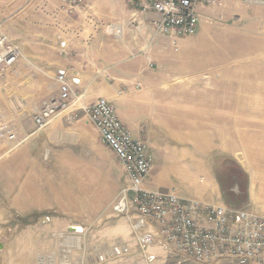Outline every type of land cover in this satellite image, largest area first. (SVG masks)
I'll return each mask as SVG.
<instances>
[{
  "label": "crops",
  "instance_id": "0c3cea01",
  "mask_svg": "<svg viewBox=\"0 0 264 264\" xmlns=\"http://www.w3.org/2000/svg\"><path fill=\"white\" fill-rule=\"evenodd\" d=\"M30 3L38 15L33 25L19 29L23 35L17 43L20 58L5 75L8 84L1 92L0 116L20 133L31 130L34 109L27 106V100L58 93L57 73L62 70L74 92L73 104L49 122L47 140L60 139L63 115L74 111L84 114V106L105 98L133 135L146 141L157 163L152 162L143 188L167 189L209 204L229 205V192L221 187L224 182L215 168L203 165L217 158L205 159L170 147L168 139L192 138L168 125L170 120L184 119L179 111L170 118L171 90L176 83L185 89L187 83L206 81L221 93L219 98L228 99L229 95H240L237 89L241 84L242 96L248 98L243 92L248 95L250 91L251 67H257L259 73L253 78L264 84V3L219 0L212 7L199 5L197 32L176 40L156 32V14L141 12L126 0H83L70 11L66 0ZM207 55L229 57V76L202 78V72L215 68L201 63ZM175 63L182 74L172 73ZM258 89L264 92V86ZM134 218L131 215L123 224L117 223L118 229L103 232L112 236L107 244H116L101 254V264H179L191 260L163 242L154 223L135 229ZM142 234L152 236L145 247L138 240Z\"/></svg>",
  "mask_w": 264,
  "mask_h": 264
},
{
  "label": "rangeland",
  "instance_id": "374dc122",
  "mask_svg": "<svg viewBox=\"0 0 264 264\" xmlns=\"http://www.w3.org/2000/svg\"><path fill=\"white\" fill-rule=\"evenodd\" d=\"M30 2L0 0V54L11 48L18 51L14 63L0 75V109L1 92L8 84L5 75L20 58L17 43L23 35L19 29L33 25L38 15ZM201 63L215 67L202 72V78L229 76V57L207 55ZM172 66V73L182 74L177 63ZM258 75V68L251 67L250 91L248 95L243 92L248 98L242 96L241 84L239 96L221 99L214 84L206 81L187 83L185 89L176 83L171 90L170 118L179 111L185 120H170L168 125L192 138L168 141L173 150L217 158L203 165L215 168L224 182L221 187L229 192V205L223 206L264 217V92L258 89L264 84L253 78ZM220 88L225 91L223 85ZM56 94L29 99L27 106L34 109V115L43 101ZM2 125L11 127L14 137L0 133V264H101V254L116 244H107L112 236L103 232L117 228L118 222L124 223L132 214L113 210L127 181L91 120L76 111L63 115L58 142L53 137L54 141L47 140V125L37 129L34 124L20 133L0 116ZM224 168L227 173L222 175Z\"/></svg>",
  "mask_w": 264,
  "mask_h": 264
},
{
  "label": "built area",
  "instance_id": "2783aa9c",
  "mask_svg": "<svg viewBox=\"0 0 264 264\" xmlns=\"http://www.w3.org/2000/svg\"><path fill=\"white\" fill-rule=\"evenodd\" d=\"M69 11L83 0H66ZM264 3V0H253ZM141 12L157 15V33L173 40L192 36L199 25L198 6H215L219 0H126ZM17 49L0 54V75L17 58ZM58 93L43 101L34 113L37 129L45 127L59 112L73 104L74 92L64 71L57 73ZM101 141L120 163L127 184L117 194L113 210L135 215L133 227L141 230L146 222L154 223L163 242L179 255L200 264H264V217L250 211L213 205L173 191L147 190L143 183L152 169L153 157L147 144L133 135L117 115L114 105L98 98L84 106ZM2 136L13 138L11 127H0ZM142 246L152 242L150 234L139 237Z\"/></svg>",
  "mask_w": 264,
  "mask_h": 264
},
{
  "label": "bare ground",
  "instance_id": "6f19581e",
  "mask_svg": "<svg viewBox=\"0 0 264 264\" xmlns=\"http://www.w3.org/2000/svg\"><path fill=\"white\" fill-rule=\"evenodd\" d=\"M136 221V220H135Z\"/></svg>",
  "mask_w": 264,
  "mask_h": 264
}]
</instances>
